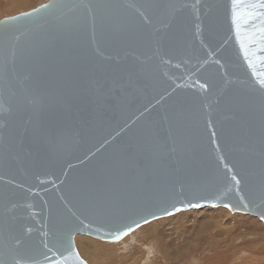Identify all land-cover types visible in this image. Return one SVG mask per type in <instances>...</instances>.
Segmentation results:
<instances>
[{
	"label": "water",
	"instance_id": "95a60500",
	"mask_svg": "<svg viewBox=\"0 0 264 264\" xmlns=\"http://www.w3.org/2000/svg\"><path fill=\"white\" fill-rule=\"evenodd\" d=\"M242 39L232 0H47L2 18L0 264H87L77 234L118 241L206 206L264 223V66Z\"/></svg>",
	"mask_w": 264,
	"mask_h": 264
},
{
	"label": "bare ground",
	"instance_id": "6f19581e",
	"mask_svg": "<svg viewBox=\"0 0 264 264\" xmlns=\"http://www.w3.org/2000/svg\"><path fill=\"white\" fill-rule=\"evenodd\" d=\"M223 215L221 211L210 210L201 214L200 218L193 215L179 217L178 225L169 232L164 229L162 223L142 227L122 243L128 245L129 241L140 236L137 247H133L131 251L136 252L138 257L129 261L117 252H110L109 247L96 239L88 241L95 249L103 248L105 254L103 261L105 263L107 259L108 264H146L150 250L158 254L153 264H192L201 259L206 264L209 257L204 258L205 253H209L215 260L219 254H225V258L222 259L224 261L232 259L238 249L247 252L264 245V231L260 226L253 225L252 220L241 217L233 225L227 221L220 223L219 218ZM241 236L242 240L239 241ZM237 241L239 242L235 243ZM251 244L255 246L248 247ZM233 264H236L234 260Z\"/></svg>",
	"mask_w": 264,
	"mask_h": 264
},
{
	"label": "rangeland",
	"instance_id": "374dc122",
	"mask_svg": "<svg viewBox=\"0 0 264 264\" xmlns=\"http://www.w3.org/2000/svg\"><path fill=\"white\" fill-rule=\"evenodd\" d=\"M46 1L47 0H0V20L4 17L13 16L20 12H25L33 8H36L37 6L44 4ZM210 210H218L224 213V215L219 218L220 223L227 221L229 222V224L233 225V223H236L238 219L240 220L241 217H244V218H248L252 220L253 225L260 226L262 230L264 231V223L259 218L253 215L242 213V212H231L228 208L221 207V206H218V207L206 206V207L197 208V209L182 210V211L176 212L171 215H166V216L153 219L145 224L138 226L137 228L132 230L130 233L126 234L123 238H121L118 241H104L99 238L90 237L84 234H77L74 237V243H75L78 253L87 262V264H105V263L108 264L107 259L105 260V263L103 261L104 255H105L103 248L101 249L93 248L90 245V242L88 241L89 239H92V240L96 239V241L109 247L110 252H117L119 253L120 256L126 257L127 260L129 261L132 258L137 259L138 257L136 252H131V251L133 247H137L140 236H136L131 242L129 241L128 245H124L122 243L124 240L128 239V236L130 237V235H132V233H135L138 229L145 227L149 224L160 225V223H162L164 225V229L167 232H169L178 225L179 217L193 215V216H198L197 218H200L201 214L205 213L206 211H210ZM238 240L241 241L242 236ZM239 241L235 243H238ZM254 246H255L254 244H251V246H248V247H254ZM228 251H230V249H228ZM228 254H230V252ZM157 255L158 254L155 253L154 250H150L147 255L146 264H153L156 261ZM203 256L204 258L209 257L207 259L206 264H233V260H234V263L236 264L237 263L238 264H264V245L262 247H259V249H253V251L249 250L247 252L244 250L238 249L235 256H233L232 259H227L224 261H222V259L225 258V254H219L216 260L213 259V257H211L209 253L207 254L205 253ZM202 260L203 259L194 261L192 264H198V263L204 264ZM208 260H210V262Z\"/></svg>",
	"mask_w": 264,
	"mask_h": 264
},
{
	"label": "snow or ice",
	"instance_id": "6c2138e0",
	"mask_svg": "<svg viewBox=\"0 0 264 264\" xmlns=\"http://www.w3.org/2000/svg\"><path fill=\"white\" fill-rule=\"evenodd\" d=\"M249 22H254L251 29L248 28ZM232 23L236 35L238 37L243 36L240 46L249 68L252 69L254 61L257 60L261 66H264V57L259 56L260 53H264V0H232ZM250 45H255V49L251 48ZM253 75L256 76V73L253 72ZM259 83L260 87L264 88V78H259ZM201 87H206V85H201ZM232 180L239 184L235 176L232 177ZM225 206L227 207V205ZM186 207H199V205L188 204ZM245 207H247L246 204ZM166 214L171 215L172 213ZM48 251L51 252L52 250L48 249ZM16 264H22V262L17 260Z\"/></svg>",
	"mask_w": 264,
	"mask_h": 264
}]
</instances>
